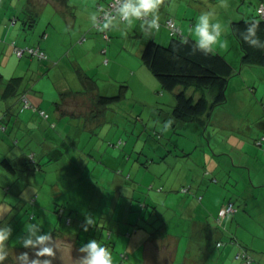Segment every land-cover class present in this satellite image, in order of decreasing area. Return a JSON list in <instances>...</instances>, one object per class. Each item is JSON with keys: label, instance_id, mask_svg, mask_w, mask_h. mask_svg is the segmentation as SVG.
<instances>
[{"label": "rangeland", "instance_id": "obj_1", "mask_svg": "<svg viewBox=\"0 0 264 264\" xmlns=\"http://www.w3.org/2000/svg\"><path fill=\"white\" fill-rule=\"evenodd\" d=\"M254 3V0H239L242 16L253 13ZM32 7H26L24 13L16 7L17 12L11 11L19 14V22L13 28L21 35L0 41V62L3 57L8 60L6 66L12 68L16 59H29L28 55L17 57L13 49L7 52L4 46L14 39L21 46L23 40L27 42L32 38L34 28L39 26L34 38L47 46L42 35L45 30L58 43V48L54 54L46 50L48 59L36 58L34 65L31 60L22 65H25L23 76L29 87L50 92L51 88H56L58 80L65 82L64 78L78 87L79 81L74 76L78 67L72 62L76 52L72 46L84 32L87 39L93 33L103 42V47L114 40L124 47L119 54L114 51H109V56L103 54V62L106 57L111 58L110 66L101 64L95 68L98 85L107 92L103 95H117L121 85H127V93L120 102L108 106L102 124L83 136H73L70 132V137L67 140L63 137L62 143L53 140L55 147L65 153L59 161L52 160L44 170L32 173L21 168L19 179L16 175L12 181L15 184L12 189L0 177V228L9 225L12 228L11 236L1 249L17 254L10 264H81L79 258L84 254L76 248L73 239L49 238L57 229L75 233L80 245L97 239L110 251L113 264H147L142 254L143 244L153 231L174 233L177 237L186 234L191 224L199 222L200 218L210 221L212 217H206L202 208L196 211L200 212L199 218L187 212L188 205H185V201L196 203V198L201 202L202 198L194 192L200 185L219 195L216 196L219 205L227 194L239 211L228 217L227 205L223 206L219 226L227 229V234L217 252H224V256L229 253L227 261L223 262L217 261V254H213L211 264H243L242 259L236 258L242 249L254 259L251 264H264V145L256 142L264 136V66L242 63L237 41L235 44L226 36L224 50L236 72L230 79L227 101L213 109L205 125L177 120L170 124L165 115L168 108L164 111L157 106L170 107L166 99L172 93L161 86L158 77L142 60V39L146 35L144 30L140 34L139 27H143V20L137 18L129 25L119 17L113 19V26L106 28L111 36L108 42L100 30L91 27L92 32H89L87 27L80 26L83 23H78L74 30L69 29L62 14L58 13L56 20L52 18V8L39 6L35 10ZM202 7L207 12L208 7L215 6L204 1ZM31 13L36 15L34 26L27 20ZM220 13L221 10L217 12L218 18ZM192 18L187 15L178 24L184 22L190 26ZM156 40L161 43L159 38ZM138 64L148 71L155 84L137 71ZM208 97L211 99V94ZM44 98L46 105L48 97ZM52 105L53 109L47 111L50 115L55 110ZM25 143L21 141L19 147L25 146L26 151L31 149L36 153L44 150V146L35 141ZM49 159L47 155L43 164L50 163ZM186 187L188 191L184 190ZM88 219L91 224L87 223ZM35 231L47 234L48 239L39 247H50L52 255H37V247L23 245L24 239L35 238ZM181 239L182 243L187 240L186 237ZM185 249L180 248L174 255L175 264Z\"/></svg>", "mask_w": 264, "mask_h": 264}, {"label": "crops", "instance_id": "obj_2", "mask_svg": "<svg viewBox=\"0 0 264 264\" xmlns=\"http://www.w3.org/2000/svg\"><path fill=\"white\" fill-rule=\"evenodd\" d=\"M108 1L109 0H27V2H25V0H3L0 4V41L4 42L13 35H18L19 37L21 35L18 33L19 30H15L13 28L18 24L19 21L14 26H10L9 24L8 19L14 13H11V11L17 12V9H19L20 11L22 10L21 12H23L26 7L30 6H33L32 9L39 6L42 8L44 6L46 9L52 8V18H55L56 20L58 13L62 14L67 23V28L74 30L78 23H83L80 26L83 28L87 27L88 31L92 32L91 27L94 28L95 23L92 20V15L95 14V16H97L100 13V7L106 5ZM204 1H207L215 6L214 8L208 7L205 11L211 12L213 14V21H219L222 25L221 36L218 38L213 50L218 51L228 57V53L224 50L226 49L225 37L227 36L231 38L236 44L235 37L231 32L229 33V31L231 30V20L242 16L240 12V6H238L239 0H186V2H184V0H160V5L157 9L159 21L163 22L168 16L173 17L177 25L182 30V34L184 36L194 38L191 29L194 27L199 14L204 12V8L202 7ZM30 2H34V4L30 5ZM13 6H15L17 9ZM21 6L23 8L20 9ZM73 6L78 7V9H72ZM79 8H82V10ZM202 8L203 10L198 14V11H200ZM35 10L37 9L35 8ZM220 10V18H218L217 12ZM27 11L29 13V11H31L30 8H28ZM187 15L194 17L190 21V26L184 24V22L178 24L179 20L181 19L182 21V19H185ZM151 19L152 17L150 20ZM119 20L124 21L122 19ZM149 21H144L145 23L143 24V27H139L141 30L140 34H142V30H144L143 34L146 35V38L144 40L142 39L143 44H145V40L151 36L159 38L161 43H168L170 36H172V31L167 26L163 25L158 30H155V32L152 34L153 30L149 26ZM112 26L113 24L111 23L107 29L111 28ZM37 28H34L32 38H30L27 42L24 40L22 41L20 44L21 47L38 44L45 50L49 51V53L54 54L58 48V43H55L53 37H50V35L44 30L42 35L43 38L48 42V45L45 46V48L43 46L44 43L42 40L37 41L34 38V33ZM81 37L82 35L79 37L78 43L72 46V50L76 52L72 62L73 65L78 67L77 75H74L76 81H79L78 87L73 86L70 82L68 83L66 78H64L65 82H59L58 80L56 88H51L50 92L34 90L33 87H29V82H27L25 76H23V68H25V65L29 62V60H31L32 65H34V60H36V58L29 56V59H26L25 61L16 59V64L12 68H9V65L6 66L8 60L5 61L3 57L1 58L0 113H4V120L8 123L9 127L7 130L0 131V177H3V181L7 183V187H9V189H12L15 186L12 181H14L16 175L18 176L16 179H19L18 172L21 170V168L26 169L30 173L38 170H44V166L46 167L49 164L51 165L52 160L57 162L62 157H64L65 153L55 147V144L52 143L53 140H60L62 143L65 141L63 140V137H66V140L70 137V132L73 133V136H83L86 131L89 129H94L93 127H96L104 122L103 114L109 110L110 106L105 108L101 116L96 117L93 114V112L97 111L95 108L96 99L99 95L107 93L102 87L98 85L99 80L96 79L97 75L95 68L101 64H104L105 67L110 66L111 58L106 57L105 62H103V54L109 56V51H114L115 53L119 54L120 50H123L124 47L117 40L112 41L111 45H108L110 39L107 40L108 42L106 43L108 44H105L106 47H103V42L95 37L93 33L90 39L82 40ZM6 44L7 45L4 46V49L7 50V52L13 49L10 43ZM8 44L10 46H8ZM236 46L238 48L237 44ZM127 51L128 53L132 54L130 49H127ZM13 52L15 53V50H13ZM94 52H96L95 55H93ZM116 56L117 55H114L115 58ZM88 59H91L92 62H89ZM23 64L25 65L22 66ZM39 66H41V64H39ZM137 71L142 73L146 79L155 84V81L152 79L151 75H149L148 71L144 69V67H141V65L138 64ZM130 75L132 76V74ZM12 77H23L21 79V87L19 90H26L28 95L30 90L32 95H30V97L27 95L29 100L35 105V107H38L40 111L41 109L44 110V115L38 110V108L35 110L28 107V109L22 111L19 96H2L7 83ZM149 92L150 91H148V93ZM170 92L172 95L166 99L168 103H170V107H166L165 105V107L157 106V109L159 108L164 110L165 108H168V111L165 112V115L166 118L170 120V124H172L176 120L172 115V108L176 102V99L175 91ZM44 96L48 97L46 105L43 102L45 100ZM161 96L164 97L165 94L163 93ZM52 104H54L55 110L54 114L51 112L50 115L47 111H51V109H53ZM164 104H166V102ZM45 107H47V109H45ZM161 115L162 113L160 114V117H162ZM21 141H25V145H29L35 141L36 143L42 144L44 146V150L39 153L33 152L30 149V151H32L31 157L35 158L36 165L34 163H28V153H30V151H26L25 146H22L21 148L19 147ZM256 142L259 146L264 145V136L257 138ZM47 155L50 156V159L48 160L50 163L46 164V162L45 165L43 164V161ZM4 160H7L8 163L15 167V169H11L7 163H4ZM31 177L32 176H30V179ZM1 188L2 187H0V189ZM194 192L195 195L199 196V198H202H200L201 202L198 203L199 201L196 197V203H191L189 201L186 202L184 200L185 205H188L187 212L199 217L200 212L197 214L196 211L202 208L205 211L206 217L209 219L211 217L212 218L210 221H208V219L205 220L204 218L199 217L201 220H199V222L192 223L190 230L185 232L186 234L182 236L175 234L177 235L176 237L174 236V233H165L159 230L156 232L153 231V233L150 234L143 244L142 254L147 264H175L177 258H174V255H177V251L179 250L180 252V248L182 247H186V249L184 250V254L183 252L180 253L178 264H211L213 254L215 253L219 258L217 261H227V253H229V251L225 253V256L224 252H217L218 247L220 246L216 245V242L223 240L227 234V229L225 230L219 226V219L221 218V210L223 206L225 207V205H227L229 202H232L235 206V202L229 198L227 194H225L223 196L221 205H219V199L216 197H219V195L215 196L213 192L209 191V188L204 189L201 185L195 188ZM36 201L37 200H35V203ZM193 204L195 205L194 207ZM234 211L235 212H232L227 216L231 217L236 212L239 213L236 208ZM64 237L73 239L76 248L80 250L82 245H80L77 239H75L76 236L73 232L71 233L67 230L61 231L57 229L49 238L64 239ZM182 237L187 238V240H185L183 243L181 239ZM9 252H11L14 256L15 251L9 250ZM83 254L84 256H87V252H83ZM204 254H207L206 258L202 257Z\"/></svg>", "mask_w": 264, "mask_h": 264}, {"label": "trees", "instance_id": "obj_3", "mask_svg": "<svg viewBox=\"0 0 264 264\" xmlns=\"http://www.w3.org/2000/svg\"><path fill=\"white\" fill-rule=\"evenodd\" d=\"M2 1L0 0V4ZM254 2L253 13L251 15L244 13L243 16L237 18L238 20L231 21L230 28L242 53V63L264 66V13L259 11L260 7L264 6V0H254ZM150 18L151 16H148L146 19H139L149 21ZM8 20L10 26H14L19 20V14L13 13ZM27 20L32 24L31 26H34L36 15L31 13ZM257 21L259 22V27L256 30L255 36L245 39V36H249V33L246 31L247 27ZM94 29L100 30L103 38L104 31H106L109 38L104 39H110V35L106 29H98L95 26ZM180 31V33H172L169 42L166 44L160 43L153 36L148 37L143 47L142 60L158 77L163 88L175 91L176 102L172 108L173 117L179 122H199L205 125L210 119L213 109L217 105L227 101V90L231 77L236 73L235 68L232 62L218 51L212 50L207 54L200 49L193 51L194 38L184 36L181 29ZM181 37H187L188 43L181 44L179 42ZM85 39H87V32L82 37V40ZM252 40H256V43L253 44ZM10 44L13 50H15V46H19L16 40H12ZM24 47H39L45 51L47 57L39 58L28 51H25L19 57L28 55L41 60L48 59L49 57L46 50L38 44ZM22 78L12 77L7 83L2 96H19L22 111L28 109V107L36 110L38 107H35L29 100L26 90H19ZM126 91L127 85H121L117 95H99L95 103L97 111L94 116H101L105 108L121 101L126 96ZM208 94H211V99L208 97ZM25 99L28 100L29 106H25ZM38 110L40 111L39 108ZM40 112L43 115L45 114V111L42 109ZM3 114L0 113V131L7 130L9 127L8 123L4 120ZM4 163H7L11 169H15L7 160H4ZM28 163L36 165L35 158L28 155ZM219 241L224 242L223 240ZM219 241L216 242V245ZM13 260V255L9 252L3 264H10Z\"/></svg>", "mask_w": 264, "mask_h": 264}, {"label": "clouds", "instance_id": "obj_4", "mask_svg": "<svg viewBox=\"0 0 264 264\" xmlns=\"http://www.w3.org/2000/svg\"><path fill=\"white\" fill-rule=\"evenodd\" d=\"M118 7L115 9L119 17L127 21L131 25L135 19L141 17L151 16L152 19L148 22L152 30H158L160 27L159 18L157 15V9L160 5V0H116ZM211 12L201 13L197 21L192 27L191 32L194 36V43L192 45L193 51L196 49L203 50L205 54L213 50L214 45L218 41V38L222 33V25L219 21H213ZM93 22L96 21L95 14L92 15ZM112 23V18L109 17L102 24V28H108ZM259 27V22L252 23L247 27L246 31L249 36H245V39H249L250 36H255L256 30ZM181 44H187L188 38L181 37ZM253 44L256 40L251 41ZM88 224H91V219L87 220ZM36 227V226H32ZM85 231L87 227L85 226ZM12 228L11 226L0 228V246L4 244L6 240L11 236ZM34 239L28 238L23 240V245L25 247H37V255H52V249L50 247H39V245L44 244L48 239L46 233L41 234L39 231L33 232ZM81 252H87V256L80 257L81 264H113V258L110 251L102 245L97 239H90L86 245H82L80 248ZM7 253L0 250V264L6 258Z\"/></svg>", "mask_w": 264, "mask_h": 264}, {"label": "built area", "instance_id": "obj_5", "mask_svg": "<svg viewBox=\"0 0 264 264\" xmlns=\"http://www.w3.org/2000/svg\"><path fill=\"white\" fill-rule=\"evenodd\" d=\"M118 7V4H116V0H109L107 2L106 5L101 6L100 7V13L98 14V16L96 17V21H95V27L98 29H103L102 28V24L105 22V20L109 17L113 19H116L119 17V15L116 13L115 9ZM259 11L261 13H264V6L262 5L259 9ZM120 18V17H119ZM143 19L148 18L147 17H141ZM121 19V18H120ZM15 23V22H14ZM160 26L163 24L165 26H167L172 33H180V28L177 25L175 19L173 17H167L163 23L159 22ZM104 38L108 39V34L106 31H104ZM25 51H28L30 54H33L35 56H38L39 58H46L47 55L45 53V51L41 50L39 47H20V46H15V52L18 56H21ZM29 102L27 99H25V106H29ZM184 190H189L188 187H186ZM235 207L234 204L232 202H229L226 206V213L227 214H231L232 212H234ZM218 246H222L223 242L219 241L217 243ZM236 258L241 260L243 264H251L253 262V258L252 256L249 255V253L247 252L246 249H242L240 250L237 254H236Z\"/></svg>", "mask_w": 264, "mask_h": 264}]
</instances>
